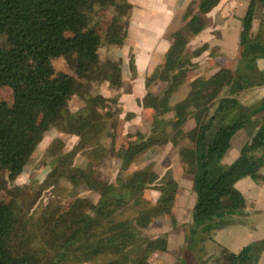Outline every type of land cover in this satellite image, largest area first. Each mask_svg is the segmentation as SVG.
I'll return each mask as SVG.
<instances>
[{
  "label": "trees",
  "instance_id": "16d2710c",
  "mask_svg": "<svg viewBox=\"0 0 264 264\" xmlns=\"http://www.w3.org/2000/svg\"><path fill=\"white\" fill-rule=\"evenodd\" d=\"M221 0H200L197 13L186 11L183 25L169 36L164 58L146 78V95L138 101L150 113L146 134H128L118 145L119 95L92 96L89 84L109 82L120 88V76L108 80L99 63L103 46L121 47L127 26L121 22L130 11L127 0H0V89L12 93V104L0 99V172L15 181L24 171L45 133L56 130L77 138L53 140L45 157L53 161L41 187L56 189L66 181L74 190L96 194V201L72 195L64 202L51 198L38 216L15 201L0 198V264H151L155 253L165 252V234L150 233L161 218L174 220L178 191L170 169L159 176L153 164L129 172L148 151L186 139L192 146L178 153L192 176L196 202L186 242L202 245L214 231L245 215V202L236 190L238 181L258 179L264 167V98L253 106L237 95L264 85V72L256 60L264 57V13L252 33L258 7L264 0H250L238 39V60L208 76L194 77L207 45L192 51L189 41L207 26L204 16ZM113 11L111 21L98 29L89 20ZM64 59L68 72L56 73L53 62ZM133 71V70H132ZM118 74V70H115ZM159 81L164 88L151 91ZM186 85V97L173 102ZM82 102L73 114L69 102ZM263 113L259 117L258 114ZM128 117H131L128 115ZM252 121L258 129L230 166L221 163L232 136ZM110 132L108 142L106 134ZM84 159L76 166V157ZM115 158L120 163L115 182H108L95 165ZM158 197L153 201L150 192ZM264 240L244 246L229 264H257ZM205 264V263H203Z\"/></svg>",
  "mask_w": 264,
  "mask_h": 264
},
{
  "label": "crops",
  "instance_id": "0c3cea01",
  "mask_svg": "<svg viewBox=\"0 0 264 264\" xmlns=\"http://www.w3.org/2000/svg\"><path fill=\"white\" fill-rule=\"evenodd\" d=\"M249 1L221 0L210 13L204 16L207 22L206 28L190 41V47L193 49L207 45V49L200 56L198 68L193 72L194 77L208 76L220 68L236 66L241 27L240 19L244 17ZM191 2L192 0H142L141 3L140 0L139 3L141 4L139 5L141 8L146 7L147 3V8L152 13L159 14L164 18L163 25L165 28H162L164 30L158 27L154 20L153 26H157V28L154 29L152 26L149 28L146 22V11L138 13L137 30L135 32L142 35L141 38H138V42L142 45L136 47L133 53L135 73L131 74L130 71V49L128 51L124 50L123 53L117 56L122 60L121 87L119 91L114 92L111 90L110 92L108 82L99 83L97 91H90V94L98 92L97 94L106 97L119 95L120 119L125 120V116L132 114V117L125 121L127 129L134 127L136 132L144 134L141 129L144 126V129H146L145 134L148 132V117L150 113L144 111L139 106L138 101H141L146 95V78L152 75L162 62L169 46V36L182 27L184 7ZM263 13L262 8L258 7L253 23V34L260 27V18ZM175 19L177 22L176 28L174 27V29L168 31V26ZM130 28L128 27V30ZM262 29L264 32V17ZM111 47L114 46L109 48ZM155 55L157 56L154 58ZM256 68L258 71L264 72V57L256 60ZM163 88V83L155 81L152 84L151 91H159ZM187 91L188 88L185 86L183 90H180V94L177 95L176 93L174 95L173 102L183 100L187 95ZM236 98L243 105H256L264 98V85L248 88L240 92ZM79 101L81 103H79V107L81 108L82 102L81 100ZM144 119H146L145 124H143ZM257 129L258 124L252 121L247 127L232 136L230 146L221 160L223 165L230 166L237 160L240 150L252 138ZM184 146L189 147L192 145L186 139H183L177 146L167 144L153 149L147 155V162L153 164L154 172L157 175L161 176L166 170L170 169L178 184L174 203V220L161 218L150 229L152 234H165L167 236L166 251L153 254L151 264H176L179 262L177 261L179 253L185 245L183 226L191 221L196 194L193 192L192 176L188 173L185 163L180 161L178 157L179 150ZM235 188L244 199L245 215L234 218L233 222H235L232 225L214 231L211 239L202 243V249L208 264H229L232 256L242 247L251 242L264 240V167L260 169L258 179L246 178L240 180L236 183ZM258 264H264V252L261 254Z\"/></svg>",
  "mask_w": 264,
  "mask_h": 264
},
{
  "label": "rangeland",
  "instance_id": "374dc122",
  "mask_svg": "<svg viewBox=\"0 0 264 264\" xmlns=\"http://www.w3.org/2000/svg\"><path fill=\"white\" fill-rule=\"evenodd\" d=\"M127 1L130 5V11L128 12L125 18L121 19V22L126 24L127 26L126 36L123 40L122 46L119 47V49L118 47L109 48L107 46H103L100 48V51H99L100 53L99 63L102 65H105V68L103 67L101 68V70L103 69L102 73L105 75L106 79L108 80L116 79L117 75H119L120 76V81H119L120 87H121V76H122V60L117 56H119L120 53H123L124 50L128 51V49H130V53H129L130 71H131V74L135 73L134 71L135 61L133 58V53L136 47H139L140 45H142L140 44V42H138V38H141L142 35H139L138 32L137 33L135 32V30H137L136 24H137V17L139 15L138 13H140L141 11H146V15H147L146 22L149 25V28H151V26L154 29L157 28V26H153V20L156 21L155 23L158 24V27H160L161 29L165 28V26L163 25L164 18L159 14L152 13L151 10L147 8V3H146V7H143L144 8L143 10V8H141V6L139 5L142 3V0H141V3H139L140 0H127ZM135 1L137 2L135 3ZM199 3H200V0H192L191 3H189L186 7H184V10H185L184 13L186 11L196 13ZM114 16H115V13L113 11L105 12L102 15L95 17L94 19L91 18L89 20L90 23L87 24V26L95 27L96 29H98L100 26H103L104 24L109 23ZM176 26H177V22L175 19V21H173V23L170 26H168L167 30L170 31L174 29V27L176 28ZM128 27H131L130 30H128ZM190 41L186 48V50L189 52L194 50L192 47H190ZM156 56L157 55H155L154 58ZM53 66L55 68L56 73L68 72L66 61L62 58L55 60L53 62ZM197 68L198 66L196 67V69ZM115 70H118V74L115 73ZM98 85L99 83L97 82H93L89 84L88 85L89 90L97 91ZM185 86L186 85L182 86L180 90H183ZM109 89H110L109 90L110 92L111 90L115 92V91H119L120 88L112 87L110 85ZM180 90L177 92V95L180 94L179 93ZM97 93L98 92H96V94ZM94 94L95 92H93V94L91 95L94 96ZM0 99H2L8 105H11L12 104L11 90H9L8 88L0 89ZM79 103L80 101L78 100V98H73L69 102V109L73 114L79 111L80 109ZM107 107L108 108L110 107L115 113L119 112V115H120L121 109L119 107L118 101L115 104H108ZM129 115L132 117V114H129ZM124 119L125 120H122L118 116V120H119V128H118L119 133L118 134L119 135L116 140L117 141L116 145L122 142L124 137H126L128 134H134L136 132L135 130L136 128L131 127L130 129H127L126 127L127 125L125 126L126 124L125 121H128L130 117H128L127 115L125 116ZM145 120L146 119H144L143 124H145ZM141 129L143 130L145 134L146 129H144V126ZM110 134H111L110 132L106 134L107 142L110 137ZM57 138H60L61 140L65 141L66 150H70L77 142L76 137L60 134L56 130H50L49 132L45 133L42 142L37 146L28 164L24 168L23 173L15 181H8L7 172H0V198L3 201L5 202L15 201L20 206L26 208L30 214L36 215V216L40 214L41 207L45 205L51 198L64 202L68 200L70 196L78 195L80 197L89 198L93 201H96V198H97L96 194H94L91 191L85 190L83 188L74 190L71 184H69L66 181H62L60 186L56 189H46L45 190L41 187L47 174L51 171L53 167L52 166L53 161L45 157V151L47 147L50 145V143ZM152 151H148L144 155L139 157L136 160V162L130 167L129 172L144 168L147 165H149L150 163L147 162L148 161L147 155L150 154V152ZM74 163L76 166H82L84 164V159L81 156H78L76 157ZM94 169L97 170L108 182L113 183L115 182L118 171L120 169V163L115 158L108 157L106 162L99 164V165H95ZM150 196H151V199L155 201V199L157 198V193L152 191L150 192ZM234 222H232L229 225H232ZM190 224H191V221L189 224H185L183 226V229H184L183 231L185 235V245L179 253V256L177 258V261L179 262H177L176 264H203V263L208 264V260L205 259L204 250L202 249V245L200 244L198 237L192 238L189 244L186 242L187 228Z\"/></svg>",
  "mask_w": 264,
  "mask_h": 264
},
{
  "label": "water",
  "instance_id": "95a60500",
  "mask_svg": "<svg viewBox=\"0 0 264 264\" xmlns=\"http://www.w3.org/2000/svg\"><path fill=\"white\" fill-rule=\"evenodd\" d=\"M261 115H263V113H261V114H258V115H256L255 117H259V116H261Z\"/></svg>",
  "mask_w": 264,
  "mask_h": 264
}]
</instances>
